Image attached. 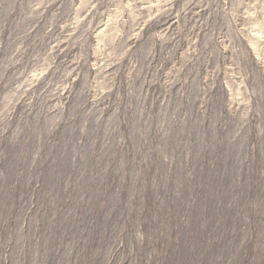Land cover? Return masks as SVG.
Segmentation results:
<instances>
[{
    "label": "rangeland",
    "instance_id": "1",
    "mask_svg": "<svg viewBox=\"0 0 264 264\" xmlns=\"http://www.w3.org/2000/svg\"><path fill=\"white\" fill-rule=\"evenodd\" d=\"M0 264H264V0H0Z\"/></svg>",
    "mask_w": 264,
    "mask_h": 264
}]
</instances>
